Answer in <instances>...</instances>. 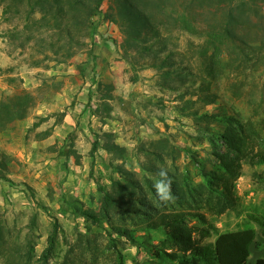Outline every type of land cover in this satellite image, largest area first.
<instances>
[{
	"label": "rangeland",
	"instance_id": "1",
	"mask_svg": "<svg viewBox=\"0 0 264 264\" xmlns=\"http://www.w3.org/2000/svg\"><path fill=\"white\" fill-rule=\"evenodd\" d=\"M12 1L0 0V104L27 92L34 106L0 129V264H41L56 224L49 264H175L152 255L165 234L144 229L150 215L114 210L110 221H95L76 209L100 214L101 189L126 184L118 166L133 172L149 196L155 178L149 170L165 168L177 195L166 206L155 201V208L188 214L187 226L203 244L253 228L249 264L263 258L264 163L256 154L264 153V0H233V8L244 9L236 22L227 16L230 0L201 6L162 0L154 13L163 38L146 53L122 48L125 33L100 15L85 45L70 55L39 49L41 38L57 41L53 30L35 28L28 40L26 6ZM97 41L110 46L106 54L95 52ZM212 78L211 92L202 93ZM100 83L113 86L111 99ZM107 134L126 147L123 157L104 149ZM240 138L239 152L231 144ZM96 140L101 148L91 156ZM72 142L77 155L68 156ZM237 158L242 168L230 174L225 164ZM226 179L233 208L220 204ZM110 222L133 230V239Z\"/></svg>",
	"mask_w": 264,
	"mask_h": 264
},
{
	"label": "trees",
	"instance_id": "2",
	"mask_svg": "<svg viewBox=\"0 0 264 264\" xmlns=\"http://www.w3.org/2000/svg\"><path fill=\"white\" fill-rule=\"evenodd\" d=\"M210 1H216L218 5L225 4L227 0H190L191 5H204ZM232 1L227 2V16L230 20L238 21L237 18L243 15V6L232 7ZM16 5H25V26L30 31L28 40L34 39L35 28L53 30L57 35V41L47 42L46 38H41L37 41L40 50H54L56 55L67 53L70 55L76 48H81L85 45L84 38H88L94 31L93 19L103 15V19L116 23L125 33L126 39L122 44L124 49L128 47H137L142 52H154L153 45L149 44L152 41L162 40L161 28L157 23V18L154 13L157 9H162V0H13ZM159 2V3H156ZM109 4L106 11H103L105 4ZM9 5V4H8ZM188 10V9H187ZM39 14V16H37ZM238 15V16H237ZM192 19L195 16L191 14ZM182 21L187 20L186 16H182ZM229 20V21H230ZM227 22L228 27L230 23ZM229 36H234V33L228 28ZM53 37V36H52ZM247 45L245 41H243ZM255 52V51H254ZM155 59H160L156 54H153ZM63 57V55L61 54ZM59 63H64L63 58L58 60ZM156 66V62L152 64ZM213 79L204 82L200 88L202 93H209L212 89ZM104 87L105 95L108 99L112 98V89L110 85L100 83V89ZM209 97V96H206ZM214 101L212 99L207 100ZM34 106V98L27 92L8 98L0 104V129L9 128L15 121L23 120L28 116L29 110ZM111 107L107 108V114L111 113ZM109 142L104 149L111 153H116L123 157L126 153V147L120 146L113 140L112 134H107ZM227 138H230L227 136ZM243 138L234 141V147L240 152L239 145L242 144ZM101 144L96 140L90 151L91 156H94ZM66 155L75 156L77 150L70 146ZM160 156L161 154H157ZM258 158L257 164L264 163V153L256 154ZM242 160L237 158L234 162H226L225 169L231 174L236 170H241ZM116 170L125 177L126 184L116 181L113 191L101 189V209L100 214L85 211L80 207L76 209L83 215L99 221H110L112 211L127 212L129 216L140 217L143 213L150 215V222L146 224L145 230H163L165 239L163 240L162 248H155L152 255L162 261H170L175 264H249L251 258V247L256 243L257 232L253 228H246L237 231H227L217 235L214 244H203V240H197L193 237L190 228L187 226L188 214L183 212H166L155 208V201H158L154 189H150L151 196L145 190V186L135 177L133 172L125 170L121 166L116 167ZM159 169H150L154 174ZM168 172V171H167ZM172 178V173L168 172ZM149 183H153L149 179ZM210 184L214 182L209 181ZM222 196L221 202L233 208L234 198L232 196L231 185L228 179L222 180ZM149 189V188H147ZM172 190L174 195H177V186L173 182ZM110 225L114 230L128 238L133 239V230L121 227H115L112 222ZM58 234V225H54V229L47 240V247L44 249L40 261L41 264H49L51 255L55 251L56 238ZM209 232L202 234L201 239L209 236ZM264 237V225L262 230ZM170 249V252L168 251ZM255 264H264V257L259 258Z\"/></svg>",
	"mask_w": 264,
	"mask_h": 264
},
{
	"label": "clouds",
	"instance_id": "3",
	"mask_svg": "<svg viewBox=\"0 0 264 264\" xmlns=\"http://www.w3.org/2000/svg\"><path fill=\"white\" fill-rule=\"evenodd\" d=\"M152 187L161 206H166L170 202H174L175 196L172 190L173 180L165 168L161 167L155 173Z\"/></svg>",
	"mask_w": 264,
	"mask_h": 264
},
{
	"label": "crops",
	"instance_id": "4",
	"mask_svg": "<svg viewBox=\"0 0 264 264\" xmlns=\"http://www.w3.org/2000/svg\"><path fill=\"white\" fill-rule=\"evenodd\" d=\"M105 47L110 48L109 45L105 46V44H103L101 41H97L96 46H95V52L99 55H104V54H106V48ZM107 53H108V49H107Z\"/></svg>",
	"mask_w": 264,
	"mask_h": 264
}]
</instances>
